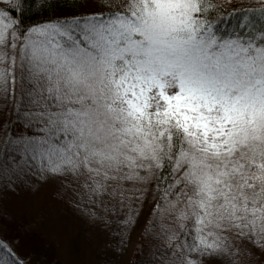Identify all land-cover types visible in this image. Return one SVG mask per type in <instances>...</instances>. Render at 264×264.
Returning <instances> with one entry per match:
<instances>
[{
    "label": "snow or ice",
    "instance_id": "snow-or-ice-1",
    "mask_svg": "<svg viewBox=\"0 0 264 264\" xmlns=\"http://www.w3.org/2000/svg\"><path fill=\"white\" fill-rule=\"evenodd\" d=\"M76 3L25 24L47 0H0V178L82 179V196L127 205L126 227L151 197L150 264H251L264 254V0ZM0 264L26 262L0 239Z\"/></svg>",
    "mask_w": 264,
    "mask_h": 264
},
{
    "label": "rangeland",
    "instance_id": "rangeland-1",
    "mask_svg": "<svg viewBox=\"0 0 264 264\" xmlns=\"http://www.w3.org/2000/svg\"><path fill=\"white\" fill-rule=\"evenodd\" d=\"M28 180L24 176L0 178V238L11 243L28 264H101L108 258L111 264H123L130 250V239L137 231L143 232L140 243L144 244L143 258L138 264H150V248L155 240L144 234L151 214L148 199L136 210L135 224L126 227L121 221L128 215L127 205L121 207L118 200L111 198L96 202L90 198L97 210L99 228L96 232L91 227L80 226L86 224L82 222L85 217L73 210L88 197L82 199L81 193L86 191L82 179L36 176ZM8 183L14 188L7 187ZM242 246L251 247L247 241ZM252 250L251 264H264V254L258 249ZM115 257L117 263L113 260ZM203 264H230V260L214 257L205 259Z\"/></svg>",
    "mask_w": 264,
    "mask_h": 264
},
{
    "label": "trees",
    "instance_id": "trees-1",
    "mask_svg": "<svg viewBox=\"0 0 264 264\" xmlns=\"http://www.w3.org/2000/svg\"><path fill=\"white\" fill-rule=\"evenodd\" d=\"M242 2L255 4L254 1L249 2L247 0H233V3H236V4H239ZM89 3L91 4L92 7H96V6H98L99 0H89ZM85 6L86 5H83V4L78 5L76 3V0H47V6L40 11H36L35 9H26V18L23 22L26 24L30 20H38L41 17L56 16V15H61L63 13L82 11ZM33 12H35L34 15H33ZM24 177H26V179L30 180V179H33V177L35 178L36 176L27 175ZM31 182L32 181H30V183ZM84 197L86 198L87 196H84ZM69 198H70V196H69ZM82 199H83V196H82ZM147 201H148V204H150L151 197H148ZM73 204H75V202ZM71 206L72 205H69L70 209H71ZM73 208H74L73 209L74 211H78V213L80 215H83L85 217L83 219V221L82 220L81 221L83 223H86V224L80 225V226H84V227L87 226L88 228L91 227L94 231H96V232L98 231V228H99L98 223L99 222L96 219L97 216L91 215L92 212L97 213V210H96V206L90 202V198L87 197L85 200L81 201L80 203H77L76 207H73ZM136 234H137L136 236H134V237H132V239H130V240H132L131 243H129L130 244V250H128L127 257L125 256V258H124L125 263H123V264H138V262L143 258L142 257V253H143L142 249L144 247V244L140 243V242H142L141 239L143 237V232L138 233V231H137ZM154 243H155V241L152 242V244H154ZM9 244L12 246L11 243H9ZM18 256H19V254H18ZM19 257L22 258L23 260H25L26 264H28V261L25 258H23L21 256H19ZM107 260L102 261L101 264H108ZM113 260L115 262L118 261L117 257H115Z\"/></svg>",
    "mask_w": 264,
    "mask_h": 264
}]
</instances>
